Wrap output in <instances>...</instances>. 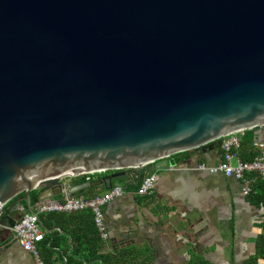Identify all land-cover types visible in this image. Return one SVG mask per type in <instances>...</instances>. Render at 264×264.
<instances>
[{
  "label": "water",
  "instance_id": "95a60500",
  "mask_svg": "<svg viewBox=\"0 0 264 264\" xmlns=\"http://www.w3.org/2000/svg\"><path fill=\"white\" fill-rule=\"evenodd\" d=\"M249 129L264 142V0H0V232L33 190L124 191Z\"/></svg>",
  "mask_w": 264,
  "mask_h": 264
},
{
  "label": "crops",
  "instance_id": "0c3cea01",
  "mask_svg": "<svg viewBox=\"0 0 264 264\" xmlns=\"http://www.w3.org/2000/svg\"><path fill=\"white\" fill-rule=\"evenodd\" d=\"M252 145H240L239 149L247 156ZM220 159V148L205 153L199 149L179 152L168 157L169 165L155 168L150 195H137L130 184L120 197L103 206L108 238H101L98 252L131 249L136 261L147 257L150 264H190L193 254L212 264H243L254 250L259 232L256 223L262 219L263 210L247 200L240 181L197 168L199 163L213 165ZM150 165L142 170L147 171ZM102 175L95 174L91 179ZM84 180L80 175L72 182ZM104 190L94 187L83 194L93 196ZM37 202L30 200V205L34 207ZM73 215L63 227L52 224L46 232L47 236L60 235L66 253L72 247V230L91 229L87 216ZM53 248L48 261L65 264V250ZM0 264H34L31 254L10 230L0 232Z\"/></svg>",
  "mask_w": 264,
  "mask_h": 264
},
{
  "label": "built area",
  "instance_id": "2783aa9c",
  "mask_svg": "<svg viewBox=\"0 0 264 264\" xmlns=\"http://www.w3.org/2000/svg\"><path fill=\"white\" fill-rule=\"evenodd\" d=\"M243 130L234 131L223 135L220 144L221 159L213 165L199 163L197 168L207 170L211 173H222L225 177L234 178L241 183L244 195L251 191L252 184L257 178H264V142L253 141L258 154L249 161L240 158L238 150L241 143ZM147 164L140 166L142 170ZM104 171H91L83 173L85 180ZM155 173L146 172L139 180L135 193L139 196L150 195L153 191ZM120 187H110L93 196L80 194L70 198L56 199L48 198L38 201L33 207V212L24 214L11 227L19 245L33 257L34 264H46L41 256L39 243L43 241L45 231L42 228L39 215L46 212H74L89 209L93 215V221L102 239L108 238V232L104 223L103 206L122 195ZM5 205L0 203V217Z\"/></svg>",
  "mask_w": 264,
  "mask_h": 264
},
{
  "label": "trees",
  "instance_id": "16d2710c",
  "mask_svg": "<svg viewBox=\"0 0 264 264\" xmlns=\"http://www.w3.org/2000/svg\"><path fill=\"white\" fill-rule=\"evenodd\" d=\"M254 130L249 129L244 130V135L241 137L240 145L246 146L252 144L254 141ZM253 146V145H252ZM240 158L244 161L252 160L257 154L258 150L254 146L247 156L243 153V150L238 151ZM144 169V168H143ZM144 170H141L143 172ZM136 184L133 188H136ZM37 190L30 192V199L35 201L37 199ZM23 193L19 194V196ZM247 200L254 204L258 208H262V219L256 223L259 227V232L257 233L254 240V250L253 252L243 261V264H264V178H257L252 184L251 191L246 195ZM24 202V201H22ZM84 214L87 216V224L91 229L82 230L76 229L70 232L72 238V247L69 252L66 253L67 247L64 242H60V235L52 234L47 236L46 232L50 229L52 224L59 225L63 227L64 222H70L73 214ZM40 224L43 225L45 235L43 241H41V246L39 247L41 256L45 260L46 264H54L55 261H48L51 258L54 248L63 249L65 252L62 256L65 258V264H150L149 259L143 258L140 261L134 259V252L131 249H125L117 253L112 254H102L98 252V248L101 243L100 234L95 227L93 221L92 212L89 209H84L74 212H46L39 215ZM117 255V256H116ZM63 261V259H60ZM190 264H212L210 261L193 254Z\"/></svg>",
  "mask_w": 264,
  "mask_h": 264
},
{
  "label": "rangeland",
  "instance_id": "374dc122",
  "mask_svg": "<svg viewBox=\"0 0 264 264\" xmlns=\"http://www.w3.org/2000/svg\"><path fill=\"white\" fill-rule=\"evenodd\" d=\"M103 174V173H102ZM260 264H262V263H260Z\"/></svg>",
  "mask_w": 264,
  "mask_h": 264
}]
</instances>
